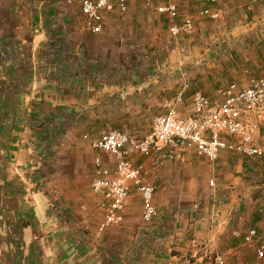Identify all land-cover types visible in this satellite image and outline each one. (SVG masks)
<instances>
[{
	"label": "crops",
	"instance_id": "0c3cea01",
	"mask_svg": "<svg viewBox=\"0 0 264 264\" xmlns=\"http://www.w3.org/2000/svg\"><path fill=\"white\" fill-rule=\"evenodd\" d=\"M145 1L126 0L92 32L79 0H0V264H262L232 231L255 227L264 241V156L209 160L186 142L163 159L127 144L156 184L157 214L142 222L132 189L123 222L95 229L93 157L113 165L91 145L100 129L142 138L181 88L186 117L194 91L216 103L221 87L264 75V0H175V18L156 10L166 0ZM184 16L193 30L171 35Z\"/></svg>",
	"mask_w": 264,
	"mask_h": 264
},
{
	"label": "built area",
	"instance_id": "2783aa9c",
	"mask_svg": "<svg viewBox=\"0 0 264 264\" xmlns=\"http://www.w3.org/2000/svg\"><path fill=\"white\" fill-rule=\"evenodd\" d=\"M79 4L83 25L92 32L102 29L108 12L126 8V0H79ZM145 4L148 5L149 0ZM156 10L167 13L171 18L177 16L175 0H166L157 5ZM201 13L216 17L218 11L205 8ZM193 27V18L184 16L180 22H171L168 31L171 35H178L181 32L190 33ZM218 93L221 98L213 103L203 92L194 91L191 95V112L194 115L185 117L176 112L177 104L183 97L181 88L173 97L163 100L164 111L153 117L150 132L142 138L131 139L126 132L115 128L100 129L91 145L111 154L113 165L105 163L99 154L93 157L90 188L101 196L98 206L102 211L101 220L95 228L97 232L123 222L126 199L132 189L141 199L142 222L150 221L157 214L153 200L156 184L144 178L143 164H133L126 156L127 144L141 154L157 153L163 159L181 157L180 149L186 142L193 144L196 155L209 160L218 158L222 150L264 156V146L255 141L259 122L264 119V75L251 76L247 84L240 88L234 82L229 83ZM232 233L252 245L264 264V241L255 227H249L244 232L233 229ZM215 260L218 264H225L222 254L215 255Z\"/></svg>",
	"mask_w": 264,
	"mask_h": 264
}]
</instances>
